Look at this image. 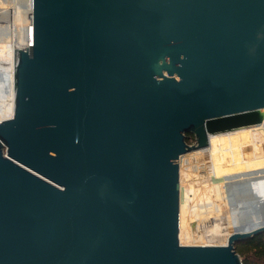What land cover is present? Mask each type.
Listing matches in <instances>:
<instances>
[{
    "label": "water",
    "instance_id": "water-1",
    "mask_svg": "<svg viewBox=\"0 0 264 264\" xmlns=\"http://www.w3.org/2000/svg\"><path fill=\"white\" fill-rule=\"evenodd\" d=\"M0 121V264H243L183 245L179 158L264 166V0H33ZM196 143L187 141V134Z\"/></svg>",
    "mask_w": 264,
    "mask_h": 264
},
{
    "label": "bare ground",
    "instance_id": "bare-ground-1",
    "mask_svg": "<svg viewBox=\"0 0 264 264\" xmlns=\"http://www.w3.org/2000/svg\"><path fill=\"white\" fill-rule=\"evenodd\" d=\"M22 3H23L22 6L20 5L19 7L18 5L15 7L14 6H11V7L0 6V41L3 43H6V45L3 46L4 48L9 49V52L7 53V56H9V61L6 62L5 57L2 58L0 61V100L3 101L4 104L2 105L4 107L7 105L10 106L9 110H6V108L2 110V108H0V121L11 118L14 113V100H15L14 73H15V66H16V52H17V49L20 48L19 46V23H18V17H17L16 10H32L33 0H24ZM10 17H11V20L9 19ZM3 55H5V51ZM7 84L9 85V91L11 94L10 103H8L7 102L8 99L4 97L7 91ZM190 153L188 152V154ZM192 153L194 154L193 155L194 157L195 155L198 156L197 154L203 155L205 158V161L207 158L206 162H209L210 164V174L213 173L215 176L223 177V182H224L223 186L227 187V189L225 187L226 190L224 189L223 192L224 194L226 193L228 194L227 196L223 195V200L222 199L219 200L217 204L213 202L215 206L209 211L210 213L213 210V213H210L211 216L210 218L208 217V219H204L202 217V215H204L203 213H205V211L207 210L203 211L202 213V211L199 210L198 206L192 205V199L187 195V197L185 198L186 207L189 210L188 212L192 213L191 215L193 217L195 216L196 218H194L195 220H191L190 222L186 224H183V221L180 220L179 239H180L181 244L183 245H201V244L203 245H226L229 237L235 232L246 233V232H251L257 228L263 227L264 226V166L236 171V172L222 174V175H217L211 144H209V146L205 148L197 149L195 152H192ZM182 158H183V155H182ZM199 159H201L200 156H199ZM203 161L204 160H202V162ZM205 165L207 164L205 163ZM198 168H200V166H198ZM195 169L196 167L194 168V171ZM207 170L209 169H206V171ZM194 175L192 172L191 177ZM203 178L205 179V177ZM199 179L200 178L197 179L196 177L197 181ZM203 182L204 181H202V183ZM206 183L207 182H205V184ZM200 185L203 186V184H200ZM197 187L198 186L196 185L195 188L197 189ZM221 188H224V187H221ZM221 190H218L219 195H220ZM187 192H188V189H186V193ZM181 198L183 199V195L181 196ZM187 198H188V202H187ZM201 205L203 207L204 204L202 203Z\"/></svg>",
    "mask_w": 264,
    "mask_h": 264
},
{
    "label": "rangeland",
    "instance_id": "rangeland-1",
    "mask_svg": "<svg viewBox=\"0 0 264 264\" xmlns=\"http://www.w3.org/2000/svg\"><path fill=\"white\" fill-rule=\"evenodd\" d=\"M20 1H21V3H20ZM24 0H0V6H9V7H11V6H17L18 5V7L21 5L22 6V2H23ZM16 2V3H15ZM10 20H11V17L9 18ZM4 97H6V99H8V103H10V101H11V94H10V91H9V85L7 84V91H6V93H5V96ZM2 104H4L3 103V101H0V108H2V110H4V108H6V110H9L10 109V106L9 105H7V106H3ZM3 112V111H2ZM4 113V112H3ZM188 142L190 143V144H194V143H196V141H195V138H193V139H190V140H188ZM196 151V150H195ZM195 151H191V153L192 152H195ZM190 153V152H189ZM188 154V153H186V154H184L183 155V158H182V156L179 158V164H180V195L182 196L183 195V199L182 198H180V220H182L183 221V224H186V223H188V222H190L191 220H195L194 218H196L195 216L193 217L191 214L192 213H189L188 211V209H187V207H186V201H185V198L187 197V195L192 199V205H196V206H198V208H199V210L200 211H202V213H203V211H205V210H207V211H205V213H203L204 215H202V217L204 218V219H208V217L210 218V213H213V210L209 213V211H210V209H212L214 206H215V204H217L218 202H219V200H223V195L224 196H227V194L228 193H226V194H224V189H225V187L226 186H223L224 185V182H223V177H221V176H215L213 173L212 174H210V164H209V162H206L207 161V158H206V161H205V158H204V156L203 155H199V154H197L198 156H196L195 155V157L193 156L194 154L192 153V154ZM191 155V156H190ZM199 156H200V158L201 159H199ZM194 157V158H193ZM190 158H191V160H190ZM198 159H199V161H198ZM183 160V161H182ZM196 160V161H195ZM202 160H204L203 162H202ZM209 160V159H208ZM194 161V162H193ZM191 162V163H190ZM201 162V163H200ZM195 165H193V164ZM202 164V165H200V164ZM205 163L207 164V165H205ZM186 166H185V165ZM204 164V165H203ZM182 165V166H181ZM200 166V168L202 169H200V168H198V166ZM185 166V167H184ZM186 167H188V168H186ZM190 167H192V168H190ZM196 167V169H195V171H194V168ZM184 168H185V170L187 171H185L184 170ZM188 169V170H187ZM192 171H191V170ZM200 169V170H199ZM206 169H209V170H207L206 171ZM189 171H191V172H189ZM185 172H186V174H185ZM191 173L192 174V172H193V175L195 176H192L191 177V174H189V173ZM188 173V174H187ZM206 173V174H205ZM200 174V175H199ZM210 174V175H209ZM202 175V176H201ZM207 175V176H206ZM208 176H209V178H208ZM188 177V178H187ZM191 179H190V178ZM196 177H197V179L198 178H200L198 181L196 180ZM203 177H205V179L203 178ZM208 179H207V178ZM187 180H186V179ZM191 181V182H190ZM202 181H204L203 183H202ZM193 182H195V183H193ZM199 182H201V183H199ZM205 182H207L206 184H205ZM214 183V184H213ZM223 183V184H222ZM200 184H203V186L202 185H200ZM211 184V185H210ZM189 185V186H188ZM194 185V186H193ZM198 186L197 187V189L195 188V186ZM199 186H200V188H199ZM185 187H187V188H185ZM193 187V188H192ZM206 187H208V188H206ZM214 187V188H213ZM218 187V188H217ZM221 187H224V188H221ZM186 189H188V192L186 193ZM194 191H193V190ZM222 189V190H221ZM226 189H227V187H226ZM225 189V190H226ZM203 192H202V191ZM211 190H213V191H211ZM218 190H221V192H220V195H219V193H218ZM192 191V192H191ZM201 191V192H200ZM216 193V194H215ZM222 193V194H221ZM186 194V195H185ZM202 194V195H201ZM204 194V195H203ZM218 194V195H217ZM196 198V199H195ZM216 198V199H215ZM212 199V200H211ZM216 201H215V200ZM196 200V201H195ZM195 201V202H194ZM204 201V202H203ZM210 201H212V202H210ZM187 202H188V198H187ZM215 204H214V203ZM196 203V204H195ZM204 204L203 205V207H202V205L201 204ZM206 203V204H205ZM210 203V204H209ZM209 205V206H208ZM193 206V207H194ZM208 206V207H207ZM211 206V207H210ZM201 208V209H200ZM203 208V209H202ZM209 208V209H208ZM186 212H188V213H186ZM208 214H207V213ZM192 216V217H191ZM197 244H199V243H197ZM201 245H203V244H201Z\"/></svg>",
    "mask_w": 264,
    "mask_h": 264
},
{
    "label": "trees",
    "instance_id": "trees-1",
    "mask_svg": "<svg viewBox=\"0 0 264 264\" xmlns=\"http://www.w3.org/2000/svg\"><path fill=\"white\" fill-rule=\"evenodd\" d=\"M193 138H195L193 134H187V141ZM235 249L240 254L243 264H264V232L237 242Z\"/></svg>",
    "mask_w": 264,
    "mask_h": 264
},
{
    "label": "flooded vegetation",
    "instance_id": "flooded-vegetation-1",
    "mask_svg": "<svg viewBox=\"0 0 264 264\" xmlns=\"http://www.w3.org/2000/svg\"><path fill=\"white\" fill-rule=\"evenodd\" d=\"M4 45H6V43H3V42L0 41V61H1L2 58L5 57L6 62H8L9 61V56H7V53L9 52V49L8 48H4L3 47ZM4 51H5V55H3ZM0 101H2V100H0Z\"/></svg>",
    "mask_w": 264,
    "mask_h": 264
},
{
    "label": "built area",
    "instance_id": "built-area-1",
    "mask_svg": "<svg viewBox=\"0 0 264 264\" xmlns=\"http://www.w3.org/2000/svg\"><path fill=\"white\" fill-rule=\"evenodd\" d=\"M262 126L264 127V119L262 120Z\"/></svg>",
    "mask_w": 264,
    "mask_h": 264
}]
</instances>
